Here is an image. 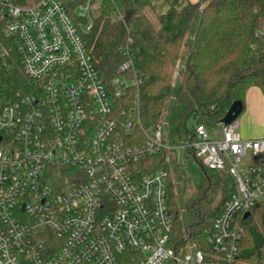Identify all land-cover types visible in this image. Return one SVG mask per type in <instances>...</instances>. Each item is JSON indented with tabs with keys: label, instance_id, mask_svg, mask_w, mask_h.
I'll return each mask as SVG.
<instances>
[{
	"label": "built area",
	"instance_id": "built-area-1",
	"mask_svg": "<svg viewBox=\"0 0 264 264\" xmlns=\"http://www.w3.org/2000/svg\"><path fill=\"white\" fill-rule=\"evenodd\" d=\"M105 1L0 0V264H245L240 216L264 203V137L220 121L170 144L141 123L139 99L118 113L142 78L130 59L109 87L94 64L83 34ZM2 38L17 42L20 89ZM177 152L236 185L195 253L172 240L171 173L143 162Z\"/></svg>",
	"mask_w": 264,
	"mask_h": 264
},
{
	"label": "trees",
	"instance_id": "trees-1",
	"mask_svg": "<svg viewBox=\"0 0 264 264\" xmlns=\"http://www.w3.org/2000/svg\"><path fill=\"white\" fill-rule=\"evenodd\" d=\"M37 0H16L30 4ZM167 8L157 12L152 0H107L93 29L83 34L94 64L105 83L131 74L119 72L132 59L142 84L127 91L118 113L139 99L140 119L150 127L165 122L173 142L192 141L191 124L212 129L226 116L232 104L246 98L251 88L264 95V0H165ZM118 8L124 20L114 17ZM131 39V41H129ZM9 53L8 86L20 89L27 83L15 39L2 38ZM129 45L128 53L125 52ZM185 45L188 51L183 58ZM242 112V113H243ZM164 153L147 156L143 162L154 169L166 168ZM206 184L191 191L185 204L184 226L176 187L170 185L172 240L202 245L214 219L235 190L226 171L203 168ZM245 218L239 257L245 264H264V203Z\"/></svg>",
	"mask_w": 264,
	"mask_h": 264
},
{
	"label": "rangeland",
	"instance_id": "rangeland-1",
	"mask_svg": "<svg viewBox=\"0 0 264 264\" xmlns=\"http://www.w3.org/2000/svg\"><path fill=\"white\" fill-rule=\"evenodd\" d=\"M156 6L157 12H163L167 8L165 0H152ZM188 51V46L185 45L183 50V58ZM245 111L238 117L239 132L244 139H260L264 137V96L260 90L253 88L249 91L247 97ZM166 140L172 144L170 139V131L167 124L161 122ZM194 124H191L193 127ZM217 130V129H215ZM218 133V132H217ZM178 153V159L183 160L181 153ZM166 162V160H165ZM168 170L171 173L172 182L176 187L181 216L184 226L187 225V215L185 204L191 191L200 190L206 184V175L203 167L193 158H185L183 162H177L172 159L168 164ZM197 248L194 241L190 240L187 243V252L195 253Z\"/></svg>",
	"mask_w": 264,
	"mask_h": 264
},
{
	"label": "water",
	"instance_id": "water-1",
	"mask_svg": "<svg viewBox=\"0 0 264 264\" xmlns=\"http://www.w3.org/2000/svg\"><path fill=\"white\" fill-rule=\"evenodd\" d=\"M245 106L241 100L235 101L232 106L230 107L229 111L227 112L226 116L222 119V122L225 124H230L233 121L237 120L238 117L242 114ZM250 215L247 212L244 217L247 218Z\"/></svg>",
	"mask_w": 264,
	"mask_h": 264
},
{
	"label": "crops",
	"instance_id": "crops-1",
	"mask_svg": "<svg viewBox=\"0 0 264 264\" xmlns=\"http://www.w3.org/2000/svg\"><path fill=\"white\" fill-rule=\"evenodd\" d=\"M191 1H193V2H197V1H199V0H191ZM251 89H253V88H251ZM251 89H250V90H251ZM256 89H258V88H256ZM250 90H249V91H250ZM258 90H260V89H258ZM260 92H261V90H260ZM248 93H249V92H248ZM262 94H263V93H262ZM263 96H264V95H263ZM247 97H248V95H247ZM247 99H248V98H246V104H247Z\"/></svg>",
	"mask_w": 264,
	"mask_h": 264
}]
</instances>
